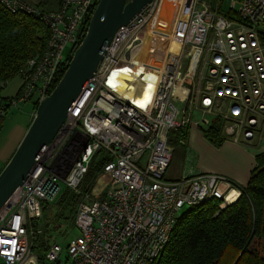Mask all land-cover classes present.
<instances>
[{
	"label": "built area",
	"instance_id": "built-area-1",
	"mask_svg": "<svg viewBox=\"0 0 264 264\" xmlns=\"http://www.w3.org/2000/svg\"><path fill=\"white\" fill-rule=\"evenodd\" d=\"M95 2L62 0L51 11L29 0H0L49 31L44 53L19 73V96L9 103L0 99V116L8 115L7 104L20 109L49 95L67 61L64 50L70 45L71 56L81 44ZM212 2L190 0L181 34L145 37L155 44L147 43L145 53L139 51L145 45L140 36L162 0L118 29L57 136L1 208L0 264H58L61 244L51 241L42 260L32 251L29 226L59 197L62 185L83 196L75 218L80 235L67 247L71 264H154L183 210L211 200H220L223 209L242 197L243 186L197 173L190 157L185 175L167 178L175 148L171 135L193 123L208 129L219 123L226 138L241 145L264 133V0ZM195 113L201 120L194 122ZM101 163L97 179L87 182L92 165Z\"/></svg>",
	"mask_w": 264,
	"mask_h": 264
},
{
	"label": "trees",
	"instance_id": "trees-1",
	"mask_svg": "<svg viewBox=\"0 0 264 264\" xmlns=\"http://www.w3.org/2000/svg\"><path fill=\"white\" fill-rule=\"evenodd\" d=\"M56 1L60 6L62 0ZM98 3L96 0L90 10L84 36ZM48 40L49 31L42 22L25 13H12L0 4V95L3 84L19 76L30 58L44 53ZM75 51L57 71L49 94L63 77ZM19 94L20 91L15 97L0 96V99L9 103ZM31 103L37 111L40 102L35 99ZM6 109L7 114L12 108L7 104ZM6 116H0V132ZM219 126V123L212 125L204 134L215 147H221L227 141ZM178 136L183 143L188 139L185 132ZM256 163L249 183L243 187L244 194L236 203L221 209L220 200H211L186 208L177 219L169 244L154 264H264V153L256 155ZM101 169L102 163L92 165L86 181L94 182ZM75 218L76 213L74 225ZM29 230L32 251L43 260L51 242L45 240L49 232L41 233L36 221L30 223Z\"/></svg>",
	"mask_w": 264,
	"mask_h": 264
},
{
	"label": "water",
	"instance_id": "water-1",
	"mask_svg": "<svg viewBox=\"0 0 264 264\" xmlns=\"http://www.w3.org/2000/svg\"><path fill=\"white\" fill-rule=\"evenodd\" d=\"M153 0H99L87 33L63 77L39 104L15 154L0 174V210L34 170L57 136L73 105L103 60L121 26L127 25Z\"/></svg>",
	"mask_w": 264,
	"mask_h": 264
},
{
	"label": "rangeland",
	"instance_id": "rangeland-1",
	"mask_svg": "<svg viewBox=\"0 0 264 264\" xmlns=\"http://www.w3.org/2000/svg\"><path fill=\"white\" fill-rule=\"evenodd\" d=\"M29 1L32 4L42 9H45V10L56 11L59 7V3L56 0H29ZM218 1L220 0H213L212 2L213 5L215 6ZM225 1L229 2L230 0H225ZM209 3H211V1H209ZM159 9L157 10V13L159 12ZM226 9H227V6L225 5L223 10H226ZM183 27L184 25L181 27V31H179V34H181ZM71 52H72V47L69 45L66 47L63 53L65 60L69 58ZM22 82L23 80L19 76H17L14 80L11 81V83H8L4 86V89H5L4 95L10 96V97L14 96L18 87L22 85ZM21 108L22 109L24 108L25 110H29L31 108V103L24 104ZM14 110H17V109H14ZM12 114L13 115L15 114L16 116L17 113L13 111ZM201 118H202L201 114L199 113L194 114V122L201 120ZM11 121H12L11 119H7V124H9ZM200 127L195 126L193 123L191 126H189L186 129L185 133H188V132L191 133L190 138H189L190 144H192L195 141V138H196V135L194 133L195 131H198L200 132V134L203 135L208 130V127H206L205 125L201 124ZM219 129L221 130V132H223L224 126L220 125ZM175 134L176 133H173L171 135V140L173 141L172 143L175 147V153H174V159H173L172 166L167 172V177L171 179V178L181 176L186 166V160L188 157H191V156L194 157L195 159L194 167L196 171L202 172V170L204 169L203 165H206L204 157L202 156V158H200L199 160L197 154L193 152L194 150L192 151L189 149V153L187 154V157L185 158L186 154H185V151H183L184 147L182 144H180L181 137L179 136L174 137ZM222 134L224 135V132ZM203 137L207 139L205 135H203ZM227 141H232V140L227 139ZM208 142L211 143L210 141ZM184 143L186 144L185 141ZM245 146L252 148L257 153L256 155L264 153V133L262 135H257L256 139L251 144H248ZM53 153L55 152L54 151L50 152V154H53ZM63 155L65 154H62L60 157H62ZM196 158L199 161L198 164L196 163ZM45 162L47 163L49 162V158L47 156L45 157ZM62 189L63 191L60 193L59 197L55 201H53L50 204L47 203L45 205L42 218L39 220H36V222H37L38 229L41 231V233H45L46 231L49 232V234L46 235L45 240L58 241L61 244L64 252L61 254V258L57 263L58 264H71V261L68 260V253H67L68 248L67 247L72 240L76 239L80 235L79 230L73 224L74 223L73 216L77 212L79 199L82 200L83 196H80L79 193L73 192L70 188L64 185H62ZM186 210L187 209L183 210L180 214H183V212ZM56 227L60 229H56Z\"/></svg>",
	"mask_w": 264,
	"mask_h": 264
},
{
	"label": "crops",
	"instance_id": "crops-1",
	"mask_svg": "<svg viewBox=\"0 0 264 264\" xmlns=\"http://www.w3.org/2000/svg\"><path fill=\"white\" fill-rule=\"evenodd\" d=\"M8 83L3 84V92L1 93L2 98H12L15 97L20 89V85L15 92L14 96H5L4 86ZM13 111L17 114L13 115ZM34 112H35V105L31 103V108L29 110H25L24 108H20L17 110L11 109L8 115L5 117V122L3 129L0 133V174L6 165L9 163L13 155L15 154L16 150L20 146L21 142L23 141L28 128L30 127L33 119H34ZM13 117V118H12ZM7 119H11L12 121L7 124ZM196 135L195 141L190 144L189 138L191 133L188 132V139L186 144L183 145L185 151V158L190 150H194L198 156V159L202 158L205 159L206 165L202 172L197 173H207V174H217L221 176H225L235 182H237L241 186H247L250 181L251 173L256 167V152L250 148L246 147L245 145H241L235 143L233 141H227L221 147H215L211 143L208 142L207 139L203 137L200 132L195 131ZM190 147V148H189ZM175 153V148H174ZM174 153L172 158V163L174 159ZM184 153V152H183ZM194 153V154H195ZM195 154V155H196ZM192 158V163L195 166V159ZM188 159V158H187ZM198 159L196 158V163L198 164ZM187 161V160H186ZM172 163L169 169L172 166ZM186 167V166H185ZM168 169V171H169ZM185 170V168H184ZM186 171V170H185ZM185 175L183 171L181 176L175 178H168L169 180H177Z\"/></svg>",
	"mask_w": 264,
	"mask_h": 264
},
{
	"label": "bare ground",
	"instance_id": "bare-ground-1",
	"mask_svg": "<svg viewBox=\"0 0 264 264\" xmlns=\"http://www.w3.org/2000/svg\"><path fill=\"white\" fill-rule=\"evenodd\" d=\"M189 5L190 0H184L182 2L180 0H162L159 12L155 15L154 19L150 23V28L148 29L147 34L144 33L140 36V39L144 40L145 45L143 46V48H140L139 51L141 53H145L147 49V43L155 45L154 43L148 42L146 40L147 38L145 37L149 35L160 37L179 36V31H181V27L184 25V22L189 13ZM160 40H163V38H161ZM170 42H174L173 47L177 48L178 45L176 44L177 42L175 39L172 38ZM165 50L166 48L163 47L160 51L164 52ZM134 60L140 62L141 59L138 57L137 59L134 58ZM153 63L154 66H159V63L155 61ZM139 69L144 70L148 74L150 73L146 68L139 67ZM101 182L102 180H100V183ZM234 195L235 194L230 196L229 200H233Z\"/></svg>",
	"mask_w": 264,
	"mask_h": 264
},
{
	"label": "clouds",
	"instance_id": "clouds-1",
	"mask_svg": "<svg viewBox=\"0 0 264 264\" xmlns=\"http://www.w3.org/2000/svg\"><path fill=\"white\" fill-rule=\"evenodd\" d=\"M244 187V186H243Z\"/></svg>",
	"mask_w": 264,
	"mask_h": 264
}]
</instances>
